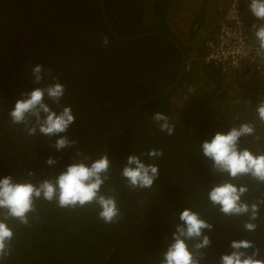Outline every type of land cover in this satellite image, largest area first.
Segmentation results:
<instances>
[{
  "label": "trees",
  "instance_id": "1",
  "mask_svg": "<svg viewBox=\"0 0 264 264\" xmlns=\"http://www.w3.org/2000/svg\"><path fill=\"white\" fill-rule=\"evenodd\" d=\"M177 1L0 0V178L22 179L33 172L35 183L55 177L73 162L77 149L93 159L107 154L119 176L133 153L159 167L151 188L135 189L141 206L109 169L101 191L114 195L120 208L111 224L98 219L95 205L69 210L37 201L32 216L38 219H30L29 226L10 222L13 248L4 264H100L108 244L140 221L143 212L156 222L177 225L184 208L199 212L212 225L205 230L227 250L232 251L233 240L248 239L264 254V206L253 233L242 227L246 217L225 216L213 208L207 191L225 177L213 171L212 161L199 149L217 131L250 122L262 140L242 137L240 147L264 151V123L253 108L259 101L257 89L252 97L243 95L234 83L245 75L227 76L202 62L204 44L217 33L227 0H186V5ZM103 36L110 41L107 47ZM111 37L126 47L114 44ZM184 61L187 67L180 75ZM37 64L65 86L61 105L71 106L75 116V123L61 135L77 144L60 151L53 146L58 136H28L8 115L22 92L51 82L46 77L40 84L33 82L31 69ZM149 69L164 86L155 96L159 86ZM250 75L256 79L260 74ZM189 86L193 91L187 94ZM155 112L170 118L173 135L159 130L152 120ZM150 149L162 150L163 156L152 160L142 155ZM49 157L57 163L46 164ZM235 183L248 186L243 199L249 202L264 195V186L248 177ZM174 230L146 223L113 247L105 264H159ZM204 234L211 243L202 250L201 264H219L229 252Z\"/></svg>",
  "mask_w": 264,
  "mask_h": 264
},
{
  "label": "clouds",
  "instance_id": "2",
  "mask_svg": "<svg viewBox=\"0 0 264 264\" xmlns=\"http://www.w3.org/2000/svg\"><path fill=\"white\" fill-rule=\"evenodd\" d=\"M248 6L251 14L260 21L251 26L256 40L255 57L264 61V0H248ZM101 42L105 47L110 43L107 36H103ZM31 76L35 84H40L45 77L51 82L30 92H22L8 113L10 121L14 125H22L28 136H58L53 145L57 151L76 145V140L61 135L66 134L75 123L71 106L61 105L65 86L51 75L50 69L46 71L43 64L35 65L31 69ZM53 104L56 105L55 109ZM256 115L264 123V99L258 101ZM152 120L161 132L174 134L175 125L167 115L155 112ZM248 136L255 141L262 140L261 136L256 135L253 123L243 122L227 132L217 131L211 140H204L199 149L212 161L213 171L225 177L207 191L209 203L225 216L246 217L242 227L253 233L258 228L256 222L261 219L264 195L249 202L243 199L249 192L248 186L235 183L242 177H248L258 186H264V151L254 152L249 147H240L241 138ZM142 155L155 160L163 156V151L150 149ZM72 161L55 177L40 179L35 183L31 179L35 175L33 172L22 179H14L12 175L0 178V264H4L5 258L12 253L14 231L10 222L29 226L30 219H38L32 214L37 212L36 202L39 200L55 202L61 209L69 210L95 205L98 219L105 224H111L119 217L117 198L101 191L112 167L109 156L103 154L93 159L77 149ZM56 163L53 157L46 160L48 165ZM120 176L132 189H148L158 178L159 167L155 163H146L140 155L133 153L127 157ZM179 221L172 233V242L162 253L159 264H201L205 258L202 250L211 243L204 230H210L212 225L191 208H184L180 212ZM230 248L232 251L222 254L219 264H264V254L251 240H233Z\"/></svg>",
  "mask_w": 264,
  "mask_h": 264
},
{
  "label": "built area",
  "instance_id": "3",
  "mask_svg": "<svg viewBox=\"0 0 264 264\" xmlns=\"http://www.w3.org/2000/svg\"><path fill=\"white\" fill-rule=\"evenodd\" d=\"M243 6V7H242ZM248 2L231 0L226 9L223 19L218 25L215 39L205 42L206 52L202 62L206 65L218 67L224 75H245L264 73V61L255 57L254 48L256 40L252 33L253 23L259 24L252 14V19L247 22ZM192 87H187L185 92H192Z\"/></svg>",
  "mask_w": 264,
  "mask_h": 264
},
{
  "label": "water",
  "instance_id": "4",
  "mask_svg": "<svg viewBox=\"0 0 264 264\" xmlns=\"http://www.w3.org/2000/svg\"><path fill=\"white\" fill-rule=\"evenodd\" d=\"M111 38H112V42H113L114 44H116V45H118V46H121V47H126V46H123L122 44L117 43V42L113 39V37H111ZM186 67H187V62L184 61L183 64H182V67H181L180 75H182V74L184 73ZM148 68H149V66H148ZM149 72L151 73V70H150V69H149ZM151 74H152V73H151ZM152 76L154 77V79L156 80V82H157V84H158V86H159V90H158L156 93L153 94V95L155 96V95L160 94V93L164 90V86L162 85V83H161V82H160V81H159V80H158L153 74H152ZM121 120H122V116H120L118 119H116L115 122L113 123V125H115L117 122H120ZM111 129H112V128H111ZM107 138H108V133H107L106 136H105V143H107ZM110 171H112V173L114 174V176H116V177L118 178V180H119L120 182H122V183L128 188V190H129V191L133 194V196L136 198L137 203H139L140 206H141L140 199H139L138 194L136 193L135 189L130 188V186L127 184V181H126L125 179H123L122 177H120V176L118 175V173H117L112 167L110 168ZM142 212H143V211H142ZM142 214H143V216H142V219H141L140 221L136 222L135 224H133L132 226H130L129 228H127V229L124 230L123 232L119 233V234L116 236V238H114V239L108 244V246L105 248V250H104V252H103V254H102V256H101L100 264H105V259H106L108 253L110 252V250H111L113 247L117 246V245L120 243V241H122V240L128 238L129 236H131L132 233H134L135 231H137L141 226H143V225L146 224V223H151V224H156V225H163V226L174 227V228H176V226H177V225H174V224H168V223H163V222H156V221H154V220L148 218L144 212H143ZM204 232L210 234L211 236H213V234H211L210 232H208V231H206V230H204ZM213 238L216 240V242H217V243H218V244H219L224 250H226V251L229 252V253L231 252V251L227 250L225 247H223V246L221 245V243H220V242H219L214 236H213Z\"/></svg>",
  "mask_w": 264,
  "mask_h": 264
},
{
  "label": "rangeland",
  "instance_id": "5",
  "mask_svg": "<svg viewBox=\"0 0 264 264\" xmlns=\"http://www.w3.org/2000/svg\"><path fill=\"white\" fill-rule=\"evenodd\" d=\"M230 1L231 0H228V3ZM177 2L179 4H185V5L186 4H190V3H187L186 0H178ZM214 13L213 14H210L209 17L210 18L212 16L215 17V14ZM180 22H182L181 19H178L177 23H180ZM244 79L245 78H243V80H238V81L236 80L235 81L234 86L237 87V85H239L237 90H239L240 93L243 94V95L244 94H248L250 97H252V95L250 93H253V89H257L255 91L257 94H255V95H257V97L259 98V100L264 99V84L261 83V82H264V73L260 74L258 76V78H256V79L253 78L252 81L244 80ZM239 83H242L243 85L242 84L240 85ZM248 99L250 100V98H248ZM172 102H173V107L174 108H177V110H178L179 107H180V104H178L177 97H174L173 100H172ZM257 103H255V105L253 106L254 109H256Z\"/></svg>",
  "mask_w": 264,
  "mask_h": 264
},
{
  "label": "flooded vegetation",
  "instance_id": "6",
  "mask_svg": "<svg viewBox=\"0 0 264 264\" xmlns=\"http://www.w3.org/2000/svg\"><path fill=\"white\" fill-rule=\"evenodd\" d=\"M245 2H248V0H241V3H245ZM224 4H225V6L227 7V5H228V0H227ZM224 4H223V5H224ZM242 7H243V6H242ZM243 10H244V11H243V12H244V16H245V12H247V20H245L246 23H247V22H250L249 17L251 18L252 15L249 14V11L245 10V8H243ZM222 19H223V18H222ZM251 19H252V18H251ZM217 28H218V26H217ZM158 90H159V89H158ZM158 90H157V91H158ZM157 91H156V92H157ZM153 94H154V93H153Z\"/></svg>",
  "mask_w": 264,
  "mask_h": 264
},
{
  "label": "crops",
  "instance_id": "7",
  "mask_svg": "<svg viewBox=\"0 0 264 264\" xmlns=\"http://www.w3.org/2000/svg\"><path fill=\"white\" fill-rule=\"evenodd\" d=\"M213 36H214L213 39H215L216 33H215ZM213 39H212V40H213ZM244 78H245L244 80L252 81V80H251V79H252V76H251V75H250V76H245ZM254 79H255V78H254Z\"/></svg>",
  "mask_w": 264,
  "mask_h": 264
},
{
  "label": "bare ground",
  "instance_id": "8",
  "mask_svg": "<svg viewBox=\"0 0 264 264\" xmlns=\"http://www.w3.org/2000/svg\"><path fill=\"white\" fill-rule=\"evenodd\" d=\"M214 38V37H213Z\"/></svg>",
  "mask_w": 264,
  "mask_h": 264
}]
</instances>
